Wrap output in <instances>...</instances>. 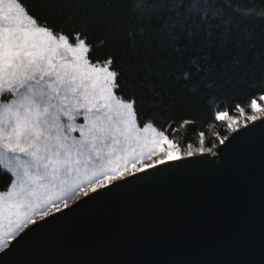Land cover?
<instances>
[{"label":"snow or ice","instance_id":"obj_1","mask_svg":"<svg viewBox=\"0 0 264 264\" xmlns=\"http://www.w3.org/2000/svg\"><path fill=\"white\" fill-rule=\"evenodd\" d=\"M98 25L84 0H0L6 257L73 214L155 179L163 165L215 163L207 158L220 160L257 136L264 145V76L249 84L237 72L218 84L214 100L224 106L210 108L206 120L176 118L168 107L149 113L128 83L118 43Z\"/></svg>","mask_w":264,"mask_h":264},{"label":"water","instance_id":"obj_2","mask_svg":"<svg viewBox=\"0 0 264 264\" xmlns=\"http://www.w3.org/2000/svg\"><path fill=\"white\" fill-rule=\"evenodd\" d=\"M207 160L161 166L0 264H264V145Z\"/></svg>","mask_w":264,"mask_h":264},{"label":"trees","instance_id":"obj_3","mask_svg":"<svg viewBox=\"0 0 264 264\" xmlns=\"http://www.w3.org/2000/svg\"><path fill=\"white\" fill-rule=\"evenodd\" d=\"M84 2L118 43L146 112L168 107L176 118L206 120L210 108L224 106L214 100L218 84L237 72L249 84L264 76V0Z\"/></svg>","mask_w":264,"mask_h":264}]
</instances>
